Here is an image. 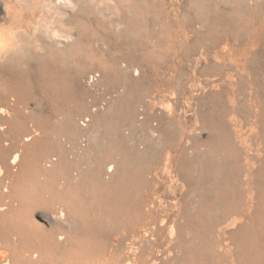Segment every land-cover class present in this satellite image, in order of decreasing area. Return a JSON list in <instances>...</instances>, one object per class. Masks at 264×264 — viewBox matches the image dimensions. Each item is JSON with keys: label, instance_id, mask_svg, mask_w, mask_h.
I'll return each mask as SVG.
<instances>
[{"label": "rangeland", "instance_id": "obj_1", "mask_svg": "<svg viewBox=\"0 0 264 264\" xmlns=\"http://www.w3.org/2000/svg\"><path fill=\"white\" fill-rule=\"evenodd\" d=\"M136 1L131 0L128 3H136ZM142 1L140 0L141 3L147 2L146 0ZM149 1V3L147 2L149 5H146L149 7L151 5L152 8L150 7V9L153 11L149 8L148 10L154 13L152 14L153 16H156L155 12L157 14L162 12V8L158 10V8L162 7L161 0H159L160 2L155 0L158 8H156L155 3L152 4L151 0ZM196 1L198 2L196 4L198 8H200L199 4L201 5L204 2L203 4L205 5L202 4L201 8L205 7L202 9H206L208 3L205 0H201L202 2ZM232 2L231 4L234 3ZM137 3L130 6H134L135 8L132 7L134 10L138 9L140 10L139 12H142L144 9L141 10L142 8L139 6L144 8V5L139 3V6H135ZM228 4L230 3L228 2ZM259 9L257 10L259 11ZM151 21L148 26L147 24L144 25L143 22H141L142 24H138L140 21L136 22L138 24L137 27L142 26V28H138V32L142 31L140 34L134 35L136 38H134L135 43L138 46H142L151 42L150 45L152 46L150 50L139 51L134 56L135 64L141 70L140 75L135 76L133 71L122 74L119 72L120 70L113 71L112 76L107 75L100 67L102 61H115L117 62L116 65H119L120 61L125 57L115 51H112L110 55L108 54L104 58L97 53L90 52L87 53V59L91 67L88 65L80 85L76 86L72 85V83H62L61 85L40 83L37 86L34 84V87L33 84H29L20 90L23 94V99L19 107L21 108V116L26 128L19 131V133L15 130H13L15 134L8 133V137L11 138V145L8 149H0V204H6L7 206L5 211L0 213V228L8 229L15 226H27L29 221L32 220L41 225L45 224L46 232H36L38 239L34 238L32 232L24 231L23 236L25 239L23 244L17 248L21 250L25 249L24 247L26 246L28 249L44 253V259L38 258V262L35 264H100L101 262V264H127V260L122 262H119V260L126 258L129 248H124V252L120 256L111 251L113 249L112 245L118 241L120 236L129 234L135 227H141L146 221V212L148 210H152L157 221V225L154 224L153 226L162 229L159 232L160 239L163 240V243H169L170 226L172 221L178 215H181L182 204L186 201L189 203L195 201L190 190L191 186L184 180L179 171L180 164L185 154L188 156L192 155L187 150L191 144H195L203 152H212L214 143L218 142L217 139H219L215 133L219 117L228 118L230 121V137L235 146L232 145L231 147L228 145V152L229 155L234 157V165L237 164L240 170L238 173L235 171L230 173L229 185L233 188L238 187V196H235L234 201L231 199L229 206L222 204V214L225 215L226 212H229V214L226 220L223 219V222L215 223L209 230V240L206 242L209 245V249L203 248V258H205L206 262L209 261L208 257L209 255L211 256V247L214 253L212 264H248L249 259L253 261V264H264V232L259 228L262 216L254 214L256 204L259 201L256 191L257 182L261 179L260 177L264 178V131L262 130L264 116L262 122L258 123L255 116L256 109H254L256 100L252 95L260 83L264 87V70L250 66V59L253 54L252 51L249 52L251 37L257 30L259 32L262 28L264 30V24H254L250 21H247V23L242 20L237 21L239 22L237 24L232 22L234 25L232 23H219L221 25L214 23L213 26L217 25L216 27L211 26L212 24H208V26L204 24L206 27L210 26L211 32L204 30V26L203 29L197 31L196 37V33H193L189 23L184 25L186 27L184 30L183 25L181 26L179 23L173 25L172 23L169 24V22L167 24L164 18H160V21L158 19H152ZM92 23L84 31L88 45L95 46L102 43L108 35L111 36L112 41H115L121 32L115 30L112 25L107 24L103 20L98 21L93 18ZM165 24L167 29L162 26ZM222 24L225 26H222ZM218 25L219 28H217ZM145 26L147 29L143 31ZM244 26L245 28L247 27L246 30ZM162 27L166 30L162 29ZM179 27H182V31ZM168 28L171 29V31L169 30L170 32ZM216 28L217 30L215 31ZM240 29L242 32L245 31L246 35ZM202 30L203 32H201ZM247 30L248 32H246ZM162 31L164 33L168 31L170 35L164 34ZM182 32L183 35L181 34ZM234 32L236 33L235 35ZM210 33H212L213 37H210ZM200 34L202 35L200 36ZM167 35L168 39L166 38ZM198 35L201 38L209 35L207 38H210L208 40L202 38L203 41ZM181 36H184V40ZM257 36L261 38L259 44L264 48V34L257 33ZM107 41L109 42L108 39ZM164 48H167V51H164ZM76 54L73 57L76 63L75 66H77L80 57L79 54ZM46 57L48 58V56ZM215 58H218V60L216 61ZM206 60L208 61L206 62ZM237 60L241 61L238 62ZM95 71L104 72H101L104 78L102 82L104 87L109 93L118 94L116 98L120 99V101L116 104L113 113L102 116L101 112H99L94 115L90 126L87 128L90 131L95 124L99 125L96 141L86 136L87 145L85 147L87 148L89 145L92 144L91 146H93L94 144V158H84V150L77 158L71 159L69 156L67 160L63 161L65 164L61 165L60 157L53 147L57 145L56 140L66 134L64 119L67 111L69 113L73 111L74 120L78 123L82 116L90 114L91 104L89 98L92 94L85 80ZM37 72L45 77L53 75L52 72L44 70L27 71V74L31 76ZM81 86L83 87V96L79 94ZM81 100L85 102V107L83 108L78 106ZM213 100L222 101V103L214 106ZM245 105L249 108V113L240 111V108ZM146 107H149L150 112H153L152 116L157 118L159 122H161L162 113H165L168 120L172 118L185 125L184 128L182 127V133L180 131L181 128L176 127L177 134L173 138L174 141L158 147L159 154L154 160H146L144 162L132 160L130 166L133 169L143 166V174L148 180L147 185L143 187L140 193L143 197L138 199L134 207L128 211H117L112 208L108 210V216H105V208L98 206L103 203V200H96L94 207H91L90 202L92 200L89 199L88 193L84 189L78 192L68 191L60 187V184H63V181L66 180L65 178L73 180L75 184L83 182L85 185H89V179L88 177L86 178L87 171L100 165L104 172L109 162L108 151L118 154L120 158L129 160L128 153L123 151L122 148L137 144L135 142L139 139L141 132L138 131L134 134L132 130L127 128L128 124L125 122V114L130 111L135 118ZM232 107H236V111L228 112ZM245 116L248 117L245 118ZM8 122L10 123V121ZM116 126L128 136V140L124 138L122 141L123 144L118 138L113 136V129ZM34 129L39 134L35 135L31 141H20L24 135L34 133ZM168 130L170 128L165 123L162 131L165 134ZM128 131L130 132L129 135L127 134ZM81 135L82 133L74 141L78 140ZM188 140L189 142H186ZM17 152H20V160L17 164H12L11 160ZM53 156H58V160L47 169H49L48 171L54 169V172H45L44 175L38 174L35 169L36 165H42L48 158ZM247 156H249V159L246 158ZM56 165L61 168L58 170ZM245 166L250 168V174H248L249 171ZM57 185L59 188H56ZM251 186L254 187L253 194L250 193ZM263 186L264 184H262ZM134 194L138 195L139 192L134 191ZM59 203L68 204L66 206V222L56 227L46 224L43 216L55 210ZM212 204L214 205V200L211 202V206H213ZM211 206L207 207V216L213 210ZM136 211L142 213L140 219L136 218ZM73 222L79 224L75 226V230L72 225ZM100 222L102 224L106 223L105 227L111 231V235L104 246L99 243V240L92 233L98 228L94 223ZM125 225L127 226L125 227ZM249 226L255 227L254 247L256 248L252 254H249V257L247 255L246 258H243L241 248L244 245L248 247L250 233L247 229ZM91 229L93 231H83ZM59 232L65 233V241H57L56 235ZM179 239L180 236L176 233L173 242L169 243V245L166 244L165 248L169 249V246ZM15 247L2 246L1 248L6 251L8 259L13 260L12 250H15ZM171 255H175V252L172 251Z\"/></svg>", "mask_w": 264, "mask_h": 264}, {"label": "bare ground", "instance_id": "obj_2", "mask_svg": "<svg viewBox=\"0 0 264 264\" xmlns=\"http://www.w3.org/2000/svg\"><path fill=\"white\" fill-rule=\"evenodd\" d=\"M130 1L131 0H0V134H2V136H0V149H8L11 145V138L8 137V133L15 134L13 130L19 133V131L25 130L26 128V124L22 120L21 108L19 107V104L23 99V94L20 91L22 87L29 84H33L34 87V84L37 86V84L40 83H50L52 85L72 83V85H80L83 75L89 65L87 53L90 52L97 53L104 58L106 55H110L112 51H115L125 57L120 61L119 65H116L117 62L115 61H102L100 67H102L107 75L112 76L113 71L116 72L119 70L122 74L124 72L133 71L135 76L140 75L141 70L139 66L135 64L134 56L139 51L150 50L152 48L150 45L151 42L138 46L134 41V35L136 36L137 33H139L138 28H142L141 25L137 27L138 24H142L141 22L148 26V23H151L152 19H158L160 21V18H164L167 24L169 22V24L172 23L173 25L177 23L181 26L183 25L184 30L186 28L184 25L189 23L193 33H196V37L198 33L197 31L203 29L205 25L208 26V24H212L211 26H213L214 23L226 24L233 22L234 24H237L239 23L237 21L241 20L246 22L250 21L254 24H264V0H205L208 3L205 10L202 9L205 7L201 8L204 2L201 5L199 4L200 8H198V6H196V4H198L196 0H161L162 7L160 8H158L155 0L154 2L151 0L152 4H156L158 10L162 8V12L158 11L161 12L159 14L154 11L156 16H153L152 14L154 13L150 12L151 5L150 7L147 6L149 5L147 4V2H150L149 0H146V3L143 2L145 0L142 1L143 3H141L140 0H135L136 3L138 2L135 6H139V3L144 5V8L139 6L142 8L141 10L144 9L142 12H139L140 10L138 9L134 10L133 8L135 7L130 5L136 3H128ZM199 1L202 2L201 0ZM231 1L234 2H232L234 5L231 4ZM228 2L230 4H228ZM152 6L154 7V5ZM145 7L147 10L148 8L150 10L145 11ZM258 8H260L259 11L257 10ZM155 10L157 11V9ZM93 18L98 21L103 20L107 24L112 25L115 30L121 31L116 38L117 40L112 41L111 36L108 35L102 43L96 44L95 46L88 45L84 31L86 30L85 28L93 24ZM138 21H140V23ZM136 22H138V24ZM224 24H222V26H225ZM123 25L125 26L122 27ZM219 25L217 28H219ZM162 26H165L166 28L167 25L165 24ZM206 26L204 30L211 32L210 26ZM216 26L217 25H214L213 27ZM163 27L162 29H165ZM175 27L177 26L175 25ZM146 29L145 26L143 31ZM246 29L247 27L245 30ZM169 30L171 31V29L168 28V31ZM141 31L142 30H140V33ZM168 31L165 33L164 31L162 32L170 35V31ZM201 32H203V30ZM235 32L234 35L236 34ZM246 32H248V30ZM256 32L264 34L263 28L260 32L258 30ZM256 32H254V35L249 42V52L252 51L253 54V57L250 59V66L264 70V48L260 46L259 40H261V38H259L260 35L257 36ZM242 33H245V31ZM181 34L183 35V32ZM168 35L166 37L167 39ZM201 35L202 34H200V36ZM207 36H202V38L208 40V38L213 37L212 33H210V37L207 38ZM146 37L148 38L147 35ZM183 37L184 36H181L182 39ZM245 45L247 46V44ZM166 49L167 48H164V51ZM75 53L80 55L77 66H75L76 63L73 60ZM46 56H48V58ZM206 56L208 58L207 54ZM217 60L218 58L216 61ZM207 61L208 60H206V62ZM32 70L49 71L52 72L53 75L51 77H45L39 75L38 72L35 75H28L27 71L30 72ZM101 72L95 71L85 80L92 94L89 98L91 104L90 114L82 116L79 123L76 121L78 123L77 125L74 120L73 111L72 113H69L68 111L66 112V117L64 119L66 134H63L57 139L58 146L55 145L53 147L60 157L61 165L65 164L63 161L67 160L69 156L71 159L77 158L84 150V158H94V144L93 146H91V144L86 148V136H89V139L96 141L99 125L95 124L90 131L87 128L90 126L94 115H97L99 112H101L102 116L113 113L116 104L120 101V99L116 98L118 94L113 95L104 87V84L102 83L104 81L102 73L104 72ZM120 92H122V90H120ZM79 94L83 96L82 86L79 89ZM228 94L230 95L229 91ZM252 95L256 100L254 109H256L255 116L259 123L262 122L264 116V87L261 83L255 88ZM97 96H99V101ZM103 97H107V104L105 103V105L101 104ZM212 103L214 106H217L218 104H221L222 101L213 100ZM228 104L230 105V103ZM232 104L235 105L233 102ZM78 106L82 108L85 107L84 100H81L78 103ZM235 108L236 107L230 108L228 112H235ZM251 109L253 111L252 105ZM240 111L249 113L250 110L245 105L243 108H240ZM152 113L153 112H150L149 107H146L143 108L135 118L130 111L125 114V122L128 124L127 128L132 130L134 134L138 131L141 132L139 139L135 142L137 144L122 148L123 151L128 153L129 160L120 158L118 157V154L108 151L107 157L109 162L104 172L100 168V165L90 168L87 171L86 178L88 177L89 179V185H85L83 182L75 184L73 183V180L65 178L66 180L63 181V184H60V187L65 188L68 191L78 192L84 189L86 193H88L89 199L92 200L90 202L91 207H94L96 200H103V203L98 206L105 208V216H108V210L112 208L117 211H128L134 207L138 199L143 197L140 193L143 187L147 185L148 180L143 174V166H140L138 169H133L130 166L132 160L136 162L154 160L159 154L158 147L164 146L170 141H174L173 138L175 134H177L176 127L179 129L181 128L180 131L182 133L185 125L172 118L168 120L165 113H162L160 117L161 122H159L157 118L152 116ZM246 117L248 116H245V118ZM8 121H10V123ZM165 123L169 126L170 130L164 134L162 128ZM229 123L230 121L228 118H218L215 133L219 139H217L218 142L214 143L212 152H203L202 149H198L195 144H191L188 146L187 150L192 155L188 156L185 154L183 161L180 164L179 171L184 180H186L191 186L190 190L195 199L192 203L186 201L182 204L181 215H178L177 218L172 221V225L170 226L171 234L168 238V241H170L169 243L173 242L176 233L179 234L180 239L173 245H170L169 249L165 248V245H169V243H163V240L160 239L159 232L162 229L153 226L154 224L157 225V221L152 210H148L146 212V221L141 227H135L129 232V234L120 236L119 239L117 238L118 241L112 245L113 249L111 251H114V254L120 256H122L124 248H129L126 253V258H121L119 262L127 260V264L213 263L212 259L214 253L211 247V256L209 255L208 257L209 261L206 262L205 258H203V248L209 249V245L206 243L209 240L208 232L215 223L223 222V219H227L229 212H226L225 215L222 214V204L229 206L231 199L234 201L235 196H238V187L233 188L229 185L231 179L230 173L233 171L238 173L240 170L237 164L234 165V157L229 155L228 152V145L231 147L232 145L235 146L230 137ZM262 130L264 131V126H262ZM33 132L34 133L24 135L20 141L29 142L35 137V135L39 134L36 129H34ZM80 133H82L80 138L74 141L78 138ZM129 133L130 132L128 131L127 134L129 135ZM125 135L126 134L123 131L121 132L119 127L116 126L113 129V136L118 138L119 141H121V144H123L122 141L124 138H127L128 140V136ZM186 142H189V140ZM246 158L249 159V156ZM19 160L20 152H17L12 158L11 163L17 164ZM57 160L58 156H53L48 158L42 165H36L35 169L37 173L44 175L45 172H54V169L48 171L49 169L47 168L51 167ZM56 167L58 166L56 165ZM245 167L249 171L248 174H250V168L248 166ZM60 168L61 167H58V170ZM260 178L261 179L257 182L258 186L256 188L259 201L256 204L254 214H256V216H262V220L259 222V228L264 232V186L262 187V184H264V178ZM56 188H59V186L57 185ZM250 188V193L253 194L254 187L251 186ZM134 191L139 192V194L135 195ZM213 200L214 205L212 204L213 206H211ZM67 205L65 203H59L55 207V210L44 216L42 215L46 224L48 223L56 227L65 223L67 220ZM209 205L213 207V210L210 212L211 214H208L207 216V207ZM6 208V204H0V213L5 211ZM141 216L142 213L136 211V218L140 219ZM44 225L32 220L29 221V225L27 226H15L8 229L0 228V264H35L38 262V258L44 259L45 254L40 253L38 250H31L26 248V246L24 247L25 249H17L23 244L25 239L23 236L24 231L32 232L34 238L38 239L36 237V232H46ZM72 225L75 230V226H78L79 224L73 222ZM94 225H97L98 228L92 233L97 240H99V243L104 246L111 235V231L109 228L105 227L106 223L102 224L100 222L94 223ZM126 226L127 225H125V227ZM247 230L250 233L249 244L248 247L244 245V247L241 248V255L243 258H246L247 255L249 257V254H252L253 250L256 248L254 247L255 227L249 226ZM83 231H93V229ZM56 237L59 242L66 240V235L63 232L57 233ZM2 246H16L15 250H12L14 257L13 260L8 259L6 251L1 248ZM172 251L175 252V255L173 256L171 255ZM247 263L253 264V261L249 259Z\"/></svg>", "mask_w": 264, "mask_h": 264}, {"label": "built area", "instance_id": "obj_3", "mask_svg": "<svg viewBox=\"0 0 264 264\" xmlns=\"http://www.w3.org/2000/svg\"><path fill=\"white\" fill-rule=\"evenodd\" d=\"M105 103L107 104V97H106V99H105V97H103V100L101 101V104H104L105 105Z\"/></svg>", "mask_w": 264, "mask_h": 264}]
</instances>
